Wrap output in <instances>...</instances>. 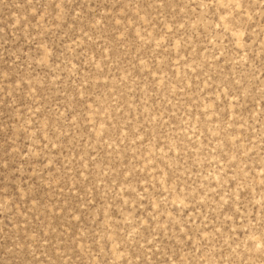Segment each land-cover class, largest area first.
<instances>
[{"label": "rangeland", "instance_id": "1", "mask_svg": "<svg viewBox=\"0 0 264 264\" xmlns=\"http://www.w3.org/2000/svg\"><path fill=\"white\" fill-rule=\"evenodd\" d=\"M0 264H264V0H0Z\"/></svg>", "mask_w": 264, "mask_h": 264}, {"label": "snow or ice", "instance_id": "2", "mask_svg": "<svg viewBox=\"0 0 264 264\" xmlns=\"http://www.w3.org/2000/svg\"><path fill=\"white\" fill-rule=\"evenodd\" d=\"M259 247V246H258Z\"/></svg>", "mask_w": 264, "mask_h": 264}]
</instances>
